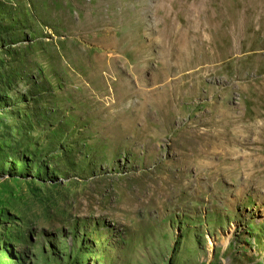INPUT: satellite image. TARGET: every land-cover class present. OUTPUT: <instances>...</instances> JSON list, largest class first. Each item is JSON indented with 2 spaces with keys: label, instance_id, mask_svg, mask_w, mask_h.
Returning a JSON list of instances; mask_svg holds the SVG:
<instances>
[{
  "label": "rangeland",
  "instance_id": "rangeland-1",
  "mask_svg": "<svg viewBox=\"0 0 264 264\" xmlns=\"http://www.w3.org/2000/svg\"><path fill=\"white\" fill-rule=\"evenodd\" d=\"M0 264H264V0H0Z\"/></svg>",
  "mask_w": 264,
  "mask_h": 264
}]
</instances>
